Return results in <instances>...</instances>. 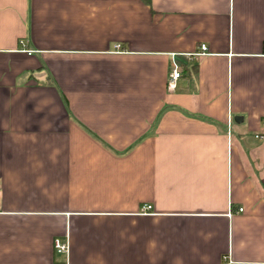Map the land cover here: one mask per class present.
Masks as SVG:
<instances>
[{"label":"crops","instance_id":"crops-1","mask_svg":"<svg viewBox=\"0 0 264 264\" xmlns=\"http://www.w3.org/2000/svg\"><path fill=\"white\" fill-rule=\"evenodd\" d=\"M227 262L264 264V0H0V264Z\"/></svg>","mask_w":264,"mask_h":264},{"label":"built area","instance_id":"built-area-1","mask_svg":"<svg viewBox=\"0 0 264 264\" xmlns=\"http://www.w3.org/2000/svg\"><path fill=\"white\" fill-rule=\"evenodd\" d=\"M116 47L120 48L121 46L118 45ZM200 49H201V51L197 52L195 54L196 56L203 55L205 53V51L207 50V46L201 45ZM181 76H182L181 66L175 60H173L172 65H171V72L169 74V81H168V90L170 92H173L177 89L178 82H179ZM148 209H150V207H148ZM239 211L242 212L243 209L241 208ZM55 249L57 250L58 253L63 254V253L67 252L68 246L66 243L62 242L61 240H56L55 241ZM226 264H229V263L227 262Z\"/></svg>","mask_w":264,"mask_h":264}]
</instances>
